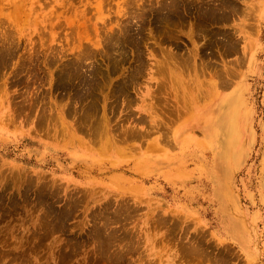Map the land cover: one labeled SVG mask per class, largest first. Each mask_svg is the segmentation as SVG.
Wrapping results in <instances>:
<instances>
[{"label":"rangeland","instance_id":"374dc122","mask_svg":"<svg viewBox=\"0 0 264 264\" xmlns=\"http://www.w3.org/2000/svg\"><path fill=\"white\" fill-rule=\"evenodd\" d=\"M174 1L0 0V264H264V0Z\"/></svg>","mask_w":264,"mask_h":264},{"label":"bare ground","instance_id":"6f19581e","mask_svg":"<svg viewBox=\"0 0 264 264\" xmlns=\"http://www.w3.org/2000/svg\"><path fill=\"white\" fill-rule=\"evenodd\" d=\"M177 1V0H176ZM174 1L173 2V5H175L176 6V4H178L180 1ZM188 1V0H187ZM181 3H183V2H181ZM187 3V2H186ZM172 6V5H171ZM208 9V8H207ZM171 12H168V13H166L165 15H162V19L165 21H168V20H170V19H172L171 17H173V10L171 9L170 10ZM204 14H207V12H204ZM224 14V13H223ZM222 14V15H223ZM218 16L220 15V14H217ZM208 16V15H207ZM226 16V15H225ZM221 17V16H220ZM224 17V16H223ZM222 17V18H223ZM227 17V16H226ZM206 18V17H205ZM174 19V18H173ZM207 19V18H206ZM218 19H221V18H218ZM218 19H217V21H218ZM210 20V19H209ZM222 20H224V19H222ZM221 20V21H222ZM216 21V20H215ZM216 21V22H217ZM171 22V21H170ZM174 22V21H173ZM144 36V35H143ZM119 38V37H118ZM126 38V37H125ZM139 41V40H138ZM144 40H142V42H143ZM120 45H121V43H120ZM121 46H123V45H121ZM179 46V45H178ZM170 55V54H169ZM124 56V55H123ZM122 57V56H121ZM125 58V57H124ZM120 59V58H119ZM126 59V58H125ZM121 60V59H120ZM119 60V61H120ZM124 61V60H123ZM123 61H121L122 63H123ZM117 62V61H116ZM118 63V62H117ZM116 63V64H117ZM120 63V62H119ZM118 66H119V64H118ZM114 68V67H113ZM119 68V67H118ZM112 69V68H111ZM114 70H116V69H114ZM113 69L112 70H110V72L111 71H114ZM124 82V81H123ZM121 84V83H120ZM119 85V84H118ZM125 85H126V82H125ZM120 88H119V90L120 91H124V86H119ZM127 87V86H126ZM128 88V87H127ZM116 89H117V87H116ZM125 90H127V89H125ZM128 92V91H127ZM240 100H238V101H234V99H230L229 100V102H230V104H228V103H226V107H228L233 113H234V116H233V118H232V120H231V122L228 124L227 123V121L228 120H226V122H225V119L224 118H219L220 120H223V123L225 124L224 125V129H222L223 130V132H222V134H221V136H220V134H218L217 136H218V138L219 139H221V137H223L222 135L224 134V138H225V141H226V145H227V149H226V152H225V154L226 155H229L230 153H232V154H234V156H237L239 153H240V149L236 146V142L237 141H239V131H240V128H239V125L237 124V122H238V119H239V106H238V102H239ZM171 104V103H170ZM173 104V103H172ZM177 104V103H176ZM187 105H188V103H187ZM171 106V105H170ZM176 106V105H175ZM165 107V106H164ZM173 108V107H172ZM177 108V107H176ZM175 107H174V109H176ZM167 109H169V108H167ZM240 109H242V108H240ZM164 110H165V108H164ZM170 111H171V109H169ZM175 111V110H174ZM180 111H181V109H180ZM167 112V111H166ZM175 112H177V111H175ZM217 112V111H216ZM220 112V111H219ZM171 113H173V112H171ZM225 113V112H224ZM224 113H223V115H224ZM178 114V113H177ZM218 114V113H217ZM231 114V113H230ZM216 115V114H215ZM219 115V114H218ZM229 117V116H228ZM216 118V117H215ZM214 119V118H213ZM241 119V118H240ZM218 124V123H217ZM244 124V123H243ZM248 124V123H247ZM212 127V126H211ZM211 130V129H210ZM248 130H249V128H248ZM250 131V130H249ZM213 136V135H212ZM216 136V135H215ZM244 141V140H243ZM218 142V141H217ZM233 145H235L236 147H235V149H234V147H233ZM238 145V144H237ZM219 156H221V155H219ZM215 159V158H214ZM230 159H232L231 157H230ZM220 161V159L218 160V162ZM238 162V161H237ZM220 163H221V161H220ZM223 164V163H222ZM225 164V163H224ZM215 167V166H214ZM226 168V167H225ZM217 169V168H216ZM222 169V168H221ZM226 170V169H225ZM264 175V174H263ZM264 191V190H263Z\"/></svg>","mask_w":264,"mask_h":264}]
</instances>
